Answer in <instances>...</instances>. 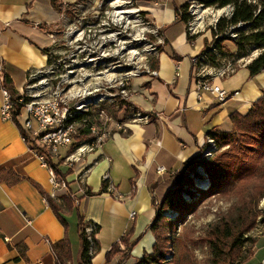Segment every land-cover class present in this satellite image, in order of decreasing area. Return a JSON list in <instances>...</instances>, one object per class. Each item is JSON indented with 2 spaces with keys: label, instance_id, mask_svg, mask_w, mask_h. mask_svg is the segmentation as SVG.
<instances>
[{
  "label": "crops",
  "instance_id": "crops-1",
  "mask_svg": "<svg viewBox=\"0 0 264 264\" xmlns=\"http://www.w3.org/2000/svg\"><path fill=\"white\" fill-rule=\"evenodd\" d=\"M185 2L160 0L158 8L150 3L143 8L164 39L152 61L157 75L133 82L136 94L131 102L145 113L147 121L135 122L132 113L125 121V133H114L101 149L87 154L73 167L53 159L54 163L61 162L59 170L66 175L64 180L73 198L66 201L65 191L54 190L50 170L23 141L20 128L0 117V264H56L53 247L64 239L71 245L68 264H79L78 213L85 223L100 227L95 236L100 251L92 264H106L112 246L131 231L128 257L118 255L110 264H137L153 252L154 201H162L172 176L199 156L210 132L232 131L231 114L245 115L262 98L264 69L251 76L248 68L242 67L230 77L213 80L230 94L227 102L219 103L206 93L197 100L194 61L204 54L213 36L209 30L196 36L188 33V24L178 20L176 13ZM67 24L65 13L52 0H0V64L17 93L23 91L31 71L48 65L52 39ZM106 127L111 129V123ZM160 167L165 168L162 174ZM86 170L89 172L82 175ZM106 176L108 192L85 197L89 190L99 193ZM48 195L58 204L66 224L48 204ZM134 212L136 216L131 219ZM257 245L253 261L264 264V243ZM125 249L121 244L120 250Z\"/></svg>",
  "mask_w": 264,
  "mask_h": 264
},
{
  "label": "built area",
  "instance_id": "built-area-1",
  "mask_svg": "<svg viewBox=\"0 0 264 264\" xmlns=\"http://www.w3.org/2000/svg\"><path fill=\"white\" fill-rule=\"evenodd\" d=\"M131 1H136L138 4L150 3L153 7H160V0H125L121 1V5H129ZM187 4L190 16L188 33L196 36L205 30L203 29L205 25H197L200 20L198 15L200 6H198V0H187ZM226 9L228 15L233 10L230 7ZM143 10L141 5L134 8L137 19H141V16L146 13ZM118 12L124 13L119 16ZM118 12H115L114 19L111 20L113 25L123 24L125 11L119 10ZM106 14L108 15V13ZM146 16L143 19L144 23L152 28L150 33L160 39H90L92 36L91 30L88 35H85V31L80 32L77 25L71 26L69 34H74V39H52L53 45L48 52V65L43 69L31 71L28 74L23 91L17 95L7 87L8 76L3 65L0 64L1 119L3 121H13L15 117L20 124L23 141L38 157L42 165L50 170V182L54 190L65 191L66 195L71 198L73 196L68 192L67 182L56 174L49 161L50 159L59 158L64 165L73 167L87 154L101 149L114 133H125L127 131L125 122L112 120L109 116L104 115L102 108L97 107L100 114L96 115L95 119L97 125H100V133H91L86 126V118H91V115L79 111V104H83L85 97L96 95V92H107L111 97L119 96L121 112L131 109L132 112H137L133 107L126 105V103H132L131 99L136 94L133 87L134 80L143 76L153 77L157 75V71L153 70L152 67L149 69L147 65L142 66L144 51L149 53V56L156 58L160 48L164 45L160 30L154 25L148 13ZM203 23L205 24L204 19ZM109 25L110 23H107L104 26ZM213 41L214 39L210 42L209 49H213ZM131 42L146 44L147 50L144 49L143 52L131 50ZM258 56L259 52L241 61L226 59L223 62L221 61L222 63L218 67L208 65L205 54L195 58L194 66L196 67V77L198 79L197 100L203 99V94L206 93V95L213 96L219 103L227 102L230 94L220 86L215 85L213 80L216 77H230L239 68H247ZM87 59H112L114 64H126L133 67V75L109 74L99 67L98 72L84 71L83 62H86ZM113 76H120V84H113ZM84 80H91L92 83H96V90L94 92L84 91ZM72 88H81V95H77V98H68L67 90H72ZM17 106H20V111L15 116ZM78 117H81V119H78ZM133 120L143 122L147 121V117L138 112V119ZM103 122H111V129H103ZM63 150H66L64 155L61 153ZM217 152L216 141L208 136L202 152L198 155L204 160H210ZM88 172L89 170H86L82 175H86ZM158 172L160 174L164 173L165 168L160 167ZM197 172L204 175L202 167H198ZM104 180L109 179L106 176ZM110 191L111 194H114L112 187ZM135 216L136 213H132L131 219H134ZM94 232V225L89 224L86 227V233L91 243L94 240Z\"/></svg>",
  "mask_w": 264,
  "mask_h": 264
},
{
  "label": "trees",
  "instance_id": "trees-1",
  "mask_svg": "<svg viewBox=\"0 0 264 264\" xmlns=\"http://www.w3.org/2000/svg\"><path fill=\"white\" fill-rule=\"evenodd\" d=\"M200 1L207 8L213 7L224 10L230 7L233 9L229 15L221 16L216 26L210 30L214 39V50L209 49V46H207L204 51L208 59V65L212 67L220 66L221 61L226 59L224 51L226 47L223 43L230 41L236 46L237 55H234L236 61L240 59L239 55H243L242 58L250 56L248 53L252 49L259 52V56L247 66L251 76L259 74L264 69V0ZM52 2L59 10L63 6L58 4L57 0H52ZM188 7V4L184 3L176 9L178 20L185 24H188L190 20ZM160 35H162L161 31ZM6 84L12 93L18 94L9 78ZM126 105L139 112L132 103H126ZM19 111L20 106H17L14 115L17 116ZM141 115L146 117L145 113H141ZM78 119H81V117H78ZM230 120L233 125L232 131L209 133V137L217 143L218 152H221H217L218 155L216 153L210 160H204L198 156L187 161L184 164V171L172 176V184L162 201H154L156 218L151 226V231L156 242L153 252L146 254L137 264H168L166 262L168 259L166 256L167 239L163 235L165 225L170 224L168 219L175 214L179 216L178 219L184 215H190L197 210L196 207L199 203L216 195H229L240 198L244 206L242 210L246 213L245 217H248V213L252 214L253 217L246 219L239 226L225 221L222 223V227L219 228L218 226L212 231V234L208 237V243L214 259L218 261V264H233L234 261H237L238 264H246L254 258L255 252L251 253L250 258L247 259L244 248L248 243L255 246L257 241L243 238L253 228L256 218V215L246 208L248 207L247 201H253L252 191L259 189L257 191L259 192L262 188L260 180H264V174H260L261 165L264 163V91L262 98L253 104L248 113L245 115L232 113ZM13 122L20 128V124L15 117ZM49 162L56 174L65 179L66 175H63L59 170L61 162L54 163L51 159ZM198 167H202L204 175L197 172ZM108 187L109 180H104L102 190L99 193H92L89 190L86 192L85 197L106 193ZM68 198L71 197L66 194L63 196L66 201H68ZM46 200L56 215L62 218L56 201L49 195L46 196ZM62 221L66 224L63 218ZM89 224L92 223H85L84 218L78 213V230L81 242L79 264H92V260L100 251V244L95 238L100 231V227L92 224L95 232L93 243H91L86 233V227ZM132 233L133 231L112 246L106 255V264H110L118 255H122L123 259L128 257L132 249V245L129 243ZM121 244L125 245L126 249L124 251L120 250ZM53 249L56 255V264L71 262L72 252L68 239L56 244Z\"/></svg>",
  "mask_w": 264,
  "mask_h": 264
},
{
  "label": "rangeland",
  "instance_id": "rangeland-1",
  "mask_svg": "<svg viewBox=\"0 0 264 264\" xmlns=\"http://www.w3.org/2000/svg\"><path fill=\"white\" fill-rule=\"evenodd\" d=\"M64 1L67 3V6L64 4ZM57 3L63 5L61 11L65 13L68 24L66 28L61 29L60 34L55 36L56 40L74 39V34H69L70 27L74 25L78 26L80 32L85 31V35H88L91 30L92 36L90 39H160L154 34H151L152 28L144 23L143 18L147 17L146 14H143L141 19H137L134 14V16L127 15L130 14L128 11L134 10L138 5L144 8L146 3L138 4L136 1H131L129 4L130 7L127 5L122 6L121 0H57ZM198 6H200L198 15L201 19L203 18L205 20V24L201 22L202 24H200V26L205 25L203 27L205 31L212 30V28L216 26V21L219 17L228 15L227 9L207 8L202 5L200 0H198ZM118 9L120 11H127V13L124 16L125 18L122 25H113L111 20L113 21L115 12L119 11ZM200 10L202 13L199 12ZM221 10L223 13L214 18ZM106 13H108V15ZM107 23H110V25L104 26ZM85 39H87V37H85ZM223 44L226 47L224 50L226 53L225 58L227 60H233L234 55H237L236 46L230 41ZM143 48L147 50V45H143ZM256 53L258 52L252 49L248 55L252 56L256 55ZM245 54L247 55V53ZM242 56L243 55H239L238 57H240V59H237V61L246 59L242 58ZM250 56H247V58ZM143 58L141 62L142 66L147 65L150 69L155 57L149 56V53L144 51ZM226 59H223L222 62ZM131 70L132 68L125 67V71L131 72ZM101 108L104 115L109 116V118H112V120L116 122L127 121L132 113V109L121 112L112 105L103 106ZM89 113L91 115V118H89L90 123L96 126L97 133H100V125H97V123L93 121L96 115L100 114V111L97 110V108H92ZM110 123L111 122H103V128L106 124L108 125ZM105 128L109 129L106 126ZM220 152L221 151L218 153ZM260 174H264V163L261 165ZM260 182L262 183L261 190L259 192H257L259 189L252 191L251 194L254 199H252L253 201H247L248 207H246L256 215L254 220L255 224L243 238L256 240L257 244L260 241L264 243V180H260ZM243 207L242 201L238 197L216 195L199 203L196 207L197 210L190 215H184L180 219H178L179 216H177V214L171 216L170 219H168L170 224L165 225L163 230V235L167 239L166 256L168 259L166 262L168 264H218V261L214 259L213 252L208 243V237L216 227H222L221 225L225 221L239 226L243 224L246 219L252 218V214L249 213L248 217H245L246 213L242 210L244 209ZM257 244L255 246L250 243L246 245L244 254L247 259L250 258L251 253L257 250ZM233 264H238V262L234 261ZM246 264L258 263L257 261L254 262L252 259Z\"/></svg>",
  "mask_w": 264,
  "mask_h": 264
},
{
  "label": "bare ground",
  "instance_id": "bare-ground-1",
  "mask_svg": "<svg viewBox=\"0 0 264 264\" xmlns=\"http://www.w3.org/2000/svg\"><path fill=\"white\" fill-rule=\"evenodd\" d=\"M120 1V0H119ZM125 1V0H121ZM130 7L129 5H127ZM130 14L127 15H135L137 17V13H134V10L128 11ZM199 12L202 13L200 10ZM124 12H118L117 14L119 16H122ZM127 11L125 12V14ZM223 13V11H219L214 18H216L218 15L220 16ZM200 14V13H199ZM204 14V13H203ZM133 15V16H134ZM200 20L197 22V25L200 26L203 22V18H199ZM133 44H139V42H131V45ZM131 50H135L136 52H140L138 49L131 48ZM127 68H132L131 72L125 71L124 69L121 70L117 64L113 63L112 59H87L86 62H83V69L84 71H90V72H98V67L103 68L106 70L109 74H115V75H121V76H129L133 75V67H130L126 64H124ZM131 73V74H129ZM113 84H120V76H113ZM83 89L86 92H94L96 90V83H92L91 80H84L83 81ZM77 95H81V88H72V90H67V97L68 98H77ZM113 106L114 108L118 109L120 111V101L119 96H112L107 92H96V95L85 97L83 99V104H79V111H82V113H86V115H90L89 111H91L92 108H101L103 106ZM133 113V119H138V112H132ZM131 113V114H132ZM86 126L91 133H97L96 126H93L92 123H90L89 118L86 119ZM107 126V124L105 125ZM104 126L103 129H106Z\"/></svg>",
  "mask_w": 264,
  "mask_h": 264
},
{
  "label": "flooded vegetation",
  "instance_id": "flooded-vegetation-1",
  "mask_svg": "<svg viewBox=\"0 0 264 264\" xmlns=\"http://www.w3.org/2000/svg\"><path fill=\"white\" fill-rule=\"evenodd\" d=\"M143 45L144 44H142V43H139V44H133V45H131V48H135V49H138L140 52H143V50H144V48H143ZM118 65V67L121 69V70H125V67H123V66H125L124 64H117Z\"/></svg>",
  "mask_w": 264,
  "mask_h": 264
},
{
  "label": "water",
  "instance_id": "water-1",
  "mask_svg": "<svg viewBox=\"0 0 264 264\" xmlns=\"http://www.w3.org/2000/svg\"><path fill=\"white\" fill-rule=\"evenodd\" d=\"M221 17L218 18V20L220 19ZM218 20L216 22H218Z\"/></svg>",
  "mask_w": 264,
  "mask_h": 264
}]
</instances>
